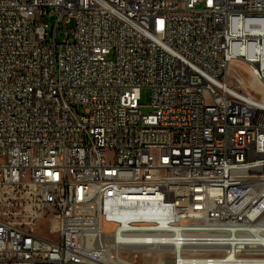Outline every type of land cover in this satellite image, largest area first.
Listing matches in <instances>:
<instances>
[{"label":"built area","instance_id":"1","mask_svg":"<svg viewBox=\"0 0 264 264\" xmlns=\"http://www.w3.org/2000/svg\"><path fill=\"white\" fill-rule=\"evenodd\" d=\"M260 23L264 0H0V264H264V100L230 78L264 85Z\"/></svg>","mask_w":264,"mask_h":264},{"label":"rangeland","instance_id":"2","mask_svg":"<svg viewBox=\"0 0 264 264\" xmlns=\"http://www.w3.org/2000/svg\"><path fill=\"white\" fill-rule=\"evenodd\" d=\"M71 27V24L66 25L67 29H70ZM230 75L234 80L233 85L257 99H264V87L253 77L249 67H246L245 69L241 64L234 63L232 64ZM253 86H259V90H257L258 88L254 89ZM257 91H262V93ZM140 104L142 105L140 111L143 115H148L152 112V93L149 89H142ZM149 264H161L160 256L155 255L151 257L149 259Z\"/></svg>","mask_w":264,"mask_h":264},{"label":"bare ground","instance_id":"3","mask_svg":"<svg viewBox=\"0 0 264 264\" xmlns=\"http://www.w3.org/2000/svg\"><path fill=\"white\" fill-rule=\"evenodd\" d=\"M259 26H264V23H260ZM236 64H241L245 69L246 67H248L246 64H244L243 62H236ZM230 78L231 75H230ZM261 84V83H260ZM261 86L264 87L263 84H261ZM254 89L259 90V86H253ZM257 92H261L262 91H257ZM257 101H260L259 99L255 98ZM264 100V99H263ZM261 228H264V215L261 216ZM144 229H150V221H145V216H138L135 219V231L137 235H144ZM260 245L264 246V235H261L260 237ZM166 263L167 264H180V258L176 257V252H169L166 256Z\"/></svg>","mask_w":264,"mask_h":264}]
</instances>
